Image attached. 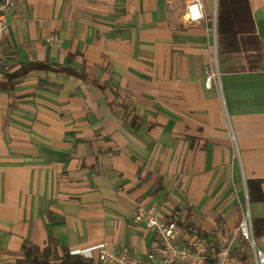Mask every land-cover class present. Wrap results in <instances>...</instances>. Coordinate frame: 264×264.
<instances>
[{
    "label": "crops",
    "instance_id": "0c3cea01",
    "mask_svg": "<svg viewBox=\"0 0 264 264\" xmlns=\"http://www.w3.org/2000/svg\"><path fill=\"white\" fill-rule=\"evenodd\" d=\"M201 2L14 1L0 67L46 65L0 88V264L50 238L142 255L139 205L218 237L248 213L264 254V0Z\"/></svg>",
    "mask_w": 264,
    "mask_h": 264
},
{
    "label": "built area",
    "instance_id": "2783aa9c",
    "mask_svg": "<svg viewBox=\"0 0 264 264\" xmlns=\"http://www.w3.org/2000/svg\"><path fill=\"white\" fill-rule=\"evenodd\" d=\"M15 0H0V55L1 45L7 32L6 13L12 9ZM185 14L189 21L198 22L203 18L201 0H187ZM52 39V38H50ZM218 77V71L211 65L204 66V86L210 88ZM178 217L165 215L156 206H137L132 214V222H144L145 228L152 233L147 250L136 255L126 249L115 250L106 243H98L86 249H72L71 255H80L99 264H204L207 242L196 232L182 233L177 223ZM246 240L253 252L255 264H264V254L255 245L250 215L245 214L236 229L228 236L218 237L220 248L215 264H233L231 253L236 249V237Z\"/></svg>",
    "mask_w": 264,
    "mask_h": 264
},
{
    "label": "trees",
    "instance_id": "16d2710c",
    "mask_svg": "<svg viewBox=\"0 0 264 264\" xmlns=\"http://www.w3.org/2000/svg\"><path fill=\"white\" fill-rule=\"evenodd\" d=\"M45 65L43 62L31 61L13 71L3 70L0 67V88L11 87L13 81L18 77L32 70L43 69ZM177 223L180 228L186 231L185 233L196 232L200 238L206 240L208 245L204 264H215L220 248L218 230L200 229L191 219L189 211L184 215V219L182 221L177 220ZM22 252V258L18 259L15 264H99L80 255H71L65 247H61L58 251L57 242L54 238H50L48 244L42 248L33 243L23 244Z\"/></svg>",
    "mask_w": 264,
    "mask_h": 264
}]
</instances>
